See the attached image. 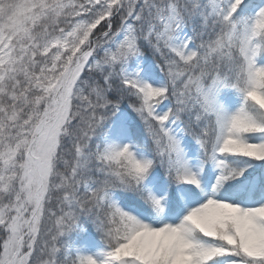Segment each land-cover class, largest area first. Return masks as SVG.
Segmentation results:
<instances>
[{
  "label": "snow or ice",
  "instance_id": "snow-or-ice-1",
  "mask_svg": "<svg viewBox=\"0 0 264 264\" xmlns=\"http://www.w3.org/2000/svg\"><path fill=\"white\" fill-rule=\"evenodd\" d=\"M0 264H264V0H0Z\"/></svg>",
  "mask_w": 264,
  "mask_h": 264
}]
</instances>
